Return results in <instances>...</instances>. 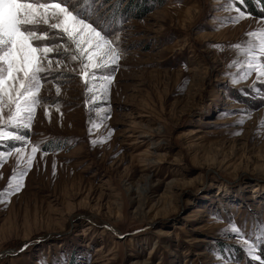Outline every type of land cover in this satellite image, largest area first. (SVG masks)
<instances>
[{"label":"rangeland","instance_id":"obj_1","mask_svg":"<svg viewBox=\"0 0 264 264\" xmlns=\"http://www.w3.org/2000/svg\"><path fill=\"white\" fill-rule=\"evenodd\" d=\"M228 6L99 0L127 49L103 94L105 82L86 85L80 61L55 41L43 103L26 132L15 130L26 143L0 137V153L47 145L0 204V264H221V254L261 264L223 230L264 224V82L233 84L230 68L241 58L230 45L247 46L264 3L236 0L247 18L221 24L237 15ZM241 109L252 111L237 126ZM16 166L5 156L0 191Z\"/></svg>","mask_w":264,"mask_h":264},{"label":"snow or ice","instance_id":"obj_2","mask_svg":"<svg viewBox=\"0 0 264 264\" xmlns=\"http://www.w3.org/2000/svg\"><path fill=\"white\" fill-rule=\"evenodd\" d=\"M99 0H0V137L26 143V136L15 130L26 132L34 119L38 105L44 98L40 95L42 82L46 81L45 73L51 65L44 61L48 54L59 52L57 39L64 41V47L71 53V61H80V71L87 78L103 80L101 93L107 92V86L113 81V73L126 55L127 49L121 47L122 37L116 28V19L102 13L97 7ZM264 3V0H261ZM224 10L236 11V16L222 18L220 23L237 24L247 18L244 11L235 7L236 0H227ZM120 23L123 22L121 17ZM258 23L259 30L247 33L250 41L247 46L240 43L230 45L240 56L234 59L230 68L232 83L246 81L255 74L256 82H264V18ZM46 26V27H42ZM66 37V40H65ZM74 46V50H73ZM87 46V48H85ZM216 47H220L217 45ZM87 53V63L84 56ZM89 66L93 71H86ZM59 92V87L57 88ZM89 91H92L89 88ZM259 91H264L261 89ZM252 110H238L240 119L235 123L242 126L251 115ZM236 113H226L231 115ZM264 126V120L261 122ZM13 131H6L7 128ZM239 135V132L233 133ZM110 136V133H109ZM93 140V144L101 143ZM46 143L34 142L30 145V154L24 155V147L15 148L14 152L0 153V166L5 156L15 155L17 166L9 177L6 188L0 191V204H6L7 198L19 193L24 188V180L33 166L37 153L47 155ZM55 169V165L53 166ZM55 174V171L54 173ZM230 223L224 229L228 239L237 238L249 256L264 264L258 250H264V224L257 223L253 234ZM221 264H230L228 257L221 254ZM58 264H61L58 261ZM64 264H71L66 260Z\"/></svg>","mask_w":264,"mask_h":264}]
</instances>
